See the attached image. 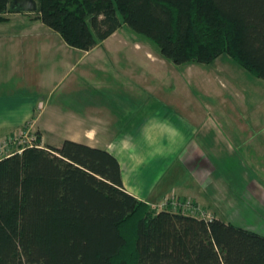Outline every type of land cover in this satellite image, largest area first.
I'll list each match as a JSON object with an SVG mask.
<instances>
[{
  "label": "trees",
  "instance_id": "16d2710c",
  "mask_svg": "<svg viewBox=\"0 0 264 264\" xmlns=\"http://www.w3.org/2000/svg\"><path fill=\"white\" fill-rule=\"evenodd\" d=\"M41 22L92 51L123 24L176 65L225 54L264 80V0H36ZM12 0H0V22ZM0 158V264H264V235L155 208L106 149L65 139Z\"/></svg>",
  "mask_w": 264,
  "mask_h": 264
},
{
  "label": "crops",
  "instance_id": "0c3cea01",
  "mask_svg": "<svg viewBox=\"0 0 264 264\" xmlns=\"http://www.w3.org/2000/svg\"><path fill=\"white\" fill-rule=\"evenodd\" d=\"M27 14L32 13L10 14L0 22V52H7L0 56V138L30 121L45 134H55V127L42 123V93L65 69L77 66L70 54L77 49L64 40L55 42L54 31ZM61 48L63 58L55 53ZM92 72L85 66V97H76L74 76L65 88L68 107L60 104L53 112L59 125L63 117L69 120L68 130H58L59 144L70 139L106 149L119 161L127 192L152 207L172 197L189 199L211 209L216 218L264 235V114L252 120L244 114L225 115L229 120L223 126L217 116L209 119L197 108L190 110L191 104L180 103L182 113L154 98L151 82L144 90L125 79L88 85ZM27 86L34 95L24 99L13 93ZM93 88L95 94L117 95L105 104L88 94ZM247 214L258 215L259 221L243 218Z\"/></svg>",
  "mask_w": 264,
  "mask_h": 264
},
{
  "label": "rangeland",
  "instance_id": "374dc122",
  "mask_svg": "<svg viewBox=\"0 0 264 264\" xmlns=\"http://www.w3.org/2000/svg\"><path fill=\"white\" fill-rule=\"evenodd\" d=\"M27 16L34 18L36 14H27ZM3 26L0 25V30ZM53 33L57 35L54 39L55 42L59 41V44L61 41L64 42L58 33ZM60 50L59 52L55 51L56 56L59 54L60 58L65 57V49L61 48ZM71 50L70 54L77 62L76 70L68 71L65 69L53 84H58L54 91H51L52 85L46 93H42L45 95L43 101L46 103L42 112V123L50 127L51 130L55 127V134H45L41 126L34 125L32 121L27 122L22 126L28 128L27 136L11 144L8 152H18L22 149L21 147L35 144L36 135L39 132L42 136V146L60 145L58 130H68L69 120L63 117V121L59 125L53 112L59 108L58 105L60 104L68 107L69 99L65 88L69 87L74 76L77 83L76 97L79 100L85 97V66L91 71L93 70L92 75L87 77L88 85L96 86L106 80L120 82L125 79V83L140 84L141 90H144V87L148 86V82H151L152 85L155 84V86L153 85L155 87L154 98L171 104L182 113L180 103L191 104L190 110L197 108L200 114H206L209 119H215L217 116L223 126L229 120V117L225 115L240 116L244 114L246 118L252 120V118L257 119L255 115L264 114V80L256 78L225 54L217 57L209 64L186 63L176 65L161 55L154 41L143 34L132 31L125 24L89 53L85 54L78 49L76 51ZM3 54L6 55L7 52H0V56ZM52 54L50 56L53 57ZM94 89L88 91V94L105 104V99L112 102L111 99L117 95L102 90L95 94ZM34 92L32 86H27L23 90H13L14 94L24 99H26L24 96H32ZM113 102L116 101L113 100ZM38 113L39 111L36 112V116ZM97 113L103 115L101 111ZM248 122L252 124L251 121L248 120ZM256 123L254 120L252 125L255 126ZM22 127L19 126L10 133L4 134L0 140L11 134L14 135ZM244 127L246 128V125ZM166 208L199 218L211 219L214 217L211 209L203 208L189 199L180 200L177 197H172L167 200ZM257 217L258 215L247 214L243 218L257 222L259 221Z\"/></svg>",
  "mask_w": 264,
  "mask_h": 264
},
{
  "label": "built area",
  "instance_id": "2783aa9c",
  "mask_svg": "<svg viewBox=\"0 0 264 264\" xmlns=\"http://www.w3.org/2000/svg\"><path fill=\"white\" fill-rule=\"evenodd\" d=\"M28 132L29 130L25 126L19 129L17 132H15L14 135L11 134L8 137H4L3 139H1L0 140V156L8 155L10 153L8 152L10 145L15 143L17 140H21V138L26 137ZM18 152H21V150ZM161 206H167V201L163 203Z\"/></svg>",
  "mask_w": 264,
  "mask_h": 264
},
{
  "label": "water",
  "instance_id": "95a60500",
  "mask_svg": "<svg viewBox=\"0 0 264 264\" xmlns=\"http://www.w3.org/2000/svg\"><path fill=\"white\" fill-rule=\"evenodd\" d=\"M12 9L25 13H35L38 10L36 0H12Z\"/></svg>",
  "mask_w": 264,
  "mask_h": 264
}]
</instances>
